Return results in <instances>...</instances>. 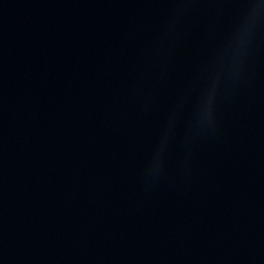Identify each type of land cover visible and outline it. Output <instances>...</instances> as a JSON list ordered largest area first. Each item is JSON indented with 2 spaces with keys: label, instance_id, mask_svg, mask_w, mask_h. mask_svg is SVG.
I'll use <instances>...</instances> for the list:
<instances>
[{
  "label": "clouds",
  "instance_id": "9594fccd",
  "mask_svg": "<svg viewBox=\"0 0 264 264\" xmlns=\"http://www.w3.org/2000/svg\"><path fill=\"white\" fill-rule=\"evenodd\" d=\"M249 3L252 5V9H251V13L249 15L248 21L243 22L240 26V37L241 38H243V35L246 34L249 22L255 19L257 11L261 7H264V4H262V0H249ZM215 91H216V83L213 82L208 92L207 98L204 102V112L207 116L211 115V108H212L214 97H215Z\"/></svg>",
  "mask_w": 264,
  "mask_h": 264
}]
</instances>
